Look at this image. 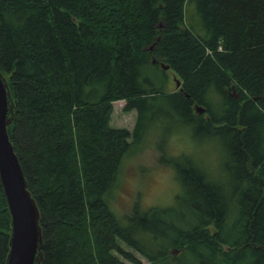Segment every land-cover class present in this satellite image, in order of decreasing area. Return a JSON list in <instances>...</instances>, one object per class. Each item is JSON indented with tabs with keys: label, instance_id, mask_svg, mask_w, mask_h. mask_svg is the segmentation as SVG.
I'll list each match as a JSON object with an SVG mask.
<instances>
[{
	"label": "trees",
	"instance_id": "16d2710c",
	"mask_svg": "<svg viewBox=\"0 0 264 264\" xmlns=\"http://www.w3.org/2000/svg\"><path fill=\"white\" fill-rule=\"evenodd\" d=\"M162 65L180 90L167 92ZM0 70L42 264H144L134 251L147 264H264V0H0ZM116 100L137 112L131 131L109 126ZM171 115L219 137L221 182L173 157L183 193L118 217L122 157ZM9 232L0 184V264Z\"/></svg>",
	"mask_w": 264,
	"mask_h": 264
},
{
	"label": "rangeland",
	"instance_id": "374dc122",
	"mask_svg": "<svg viewBox=\"0 0 264 264\" xmlns=\"http://www.w3.org/2000/svg\"><path fill=\"white\" fill-rule=\"evenodd\" d=\"M154 63H158L157 59H154ZM166 71L167 92L180 90L183 83L181 78L174 75L172 70L166 69ZM173 76L179 82L181 81L180 88L176 87ZM232 90L236 92L235 87ZM235 97H237L236 94ZM150 103L154 104V100ZM136 116V110H125L124 100L113 101L109 126L131 131L135 125ZM180 155L188 156L213 183L221 182L220 170L226 161V154L219 137L204 134L202 127L199 128L196 136H191L190 126L180 121L177 115L154 116L149 120L143 140L132 145L121 159L109 198L110 207L116 215L130 212L135 203H138L139 208L143 210L152 206L171 205L174 199L183 193V190L175 180V171L169 160ZM184 191L187 193L186 188ZM188 192L190 195H197V187L190 186ZM122 245L125 249L133 251ZM174 252V254L178 253ZM133 253L144 264L148 263L147 259L138 252ZM115 255L120 260H125L126 264H132L121 254L115 253ZM169 264H171L170 261Z\"/></svg>",
	"mask_w": 264,
	"mask_h": 264
},
{
	"label": "water",
	"instance_id": "95a60500",
	"mask_svg": "<svg viewBox=\"0 0 264 264\" xmlns=\"http://www.w3.org/2000/svg\"><path fill=\"white\" fill-rule=\"evenodd\" d=\"M162 67L168 69L167 66ZM174 81L176 87L180 88L176 77ZM194 109L198 113L205 110L198 104L194 105ZM13 119L14 101L7 80L0 70V184L10 214L5 264H42L40 212L27 188L23 169L9 138L7 128Z\"/></svg>",
	"mask_w": 264,
	"mask_h": 264
},
{
	"label": "flooded vegetation",
	"instance_id": "af4514ba",
	"mask_svg": "<svg viewBox=\"0 0 264 264\" xmlns=\"http://www.w3.org/2000/svg\"><path fill=\"white\" fill-rule=\"evenodd\" d=\"M181 89V88H180Z\"/></svg>",
	"mask_w": 264,
	"mask_h": 264
}]
</instances>
